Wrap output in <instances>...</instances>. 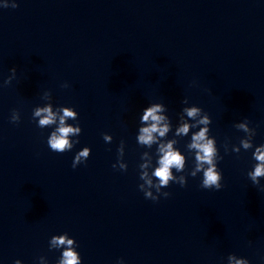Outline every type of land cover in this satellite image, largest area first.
<instances>
[{
	"label": "clouds",
	"instance_id": "clouds-1",
	"mask_svg": "<svg viewBox=\"0 0 264 264\" xmlns=\"http://www.w3.org/2000/svg\"><path fill=\"white\" fill-rule=\"evenodd\" d=\"M19 5L13 0L11 4L4 0L0 7L13 9ZM11 75L4 80V85H8L16 76V68L10 69ZM64 88L69 85L64 83ZM42 99L46 101L43 106H37L32 111V119L37 121V127L53 128L47 138L49 148L56 153H64L71 151L79 140H73L72 137H79L81 127L68 123L69 120H78V113L67 106L54 107L52 104V94L50 91H45ZM183 104H188V99L182 101ZM167 108L163 103H152L146 107L140 118V127L136 137L137 143L147 149H152L156 145L155 157L156 164L153 166V153L145 151L141 154V163L139 167V179L142 181L138 185L139 190L144 193L146 199L157 202L161 197L168 198L171 193L162 191L171 183L175 182L181 187L186 186L187 176L195 178L202 173L200 187L203 189H215L219 191L223 185L221 183L223 177L218 169V161L223 159L219 154L216 146V139L209 135L211 124L210 116L203 112L198 106H185L179 116L178 124L175 127L173 138L168 139V134L173 129V124L168 115ZM20 112L13 110L10 116V123L18 124L20 122ZM191 121V123L189 122ZM238 130L245 133V136L240 139L239 146L233 145L231 151L240 153L241 148L245 151L253 149L252 158L256 163L253 169L248 171L247 176L254 186L260 185L261 178H264V144L255 146L253 138L256 135V130L249 126V121L234 125ZM198 128V131L191 132L190 141L186 144V150L194 154L193 166L184 174L175 175V173H185L187 159L186 156L176 147L178 144L177 137L189 136L192 129ZM113 137L107 133L103 134V140L106 143H111ZM225 153L229 151V145H224ZM125 144L122 140L117 149V161L112 165L113 169L127 171V163L124 161ZM91 154L89 147H84L74 156L72 167L75 169L78 165L85 163ZM78 247L74 238H70L67 233L54 235L49 241V249L62 250L60 258L56 264H81V257L76 250ZM228 264H249L248 259L238 258L235 254H230L227 257ZM14 264H21L20 260H16ZM40 264H47L45 257H40ZM118 264H123V260L118 261Z\"/></svg>",
	"mask_w": 264,
	"mask_h": 264
}]
</instances>
